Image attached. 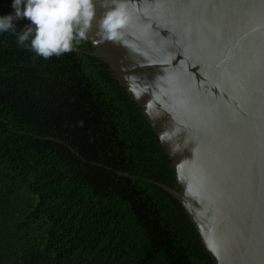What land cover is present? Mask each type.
Segmentation results:
<instances>
[{"label": "trees", "instance_id": "1", "mask_svg": "<svg viewBox=\"0 0 264 264\" xmlns=\"http://www.w3.org/2000/svg\"><path fill=\"white\" fill-rule=\"evenodd\" d=\"M0 0V17L14 15ZM0 31V264H217L155 131L89 38L44 58Z\"/></svg>", "mask_w": 264, "mask_h": 264}, {"label": "water", "instance_id": "2", "mask_svg": "<svg viewBox=\"0 0 264 264\" xmlns=\"http://www.w3.org/2000/svg\"><path fill=\"white\" fill-rule=\"evenodd\" d=\"M130 20L96 33L116 4ZM89 52L141 107L217 264H264V0H94Z\"/></svg>", "mask_w": 264, "mask_h": 264}, {"label": "clouds", "instance_id": "3", "mask_svg": "<svg viewBox=\"0 0 264 264\" xmlns=\"http://www.w3.org/2000/svg\"><path fill=\"white\" fill-rule=\"evenodd\" d=\"M14 15L0 17V31L15 29L13 20L27 18L18 35V43L30 39V48L36 55L49 58L72 49L73 42L85 38L95 17L94 0H14ZM130 16L125 4H116L99 21L97 35L104 39L117 40L121 30L129 23Z\"/></svg>", "mask_w": 264, "mask_h": 264}]
</instances>
